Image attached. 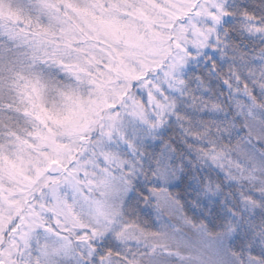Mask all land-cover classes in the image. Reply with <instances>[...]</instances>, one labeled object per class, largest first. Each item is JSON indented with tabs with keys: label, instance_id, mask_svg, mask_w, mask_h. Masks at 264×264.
Returning <instances> with one entry per match:
<instances>
[{
	"label": "snow or ice",
	"instance_id": "obj_1",
	"mask_svg": "<svg viewBox=\"0 0 264 264\" xmlns=\"http://www.w3.org/2000/svg\"><path fill=\"white\" fill-rule=\"evenodd\" d=\"M0 264H264V0H0Z\"/></svg>",
	"mask_w": 264,
	"mask_h": 264
}]
</instances>
